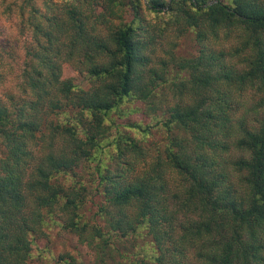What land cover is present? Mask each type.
I'll return each instance as SVG.
<instances>
[{
    "label": "trees",
    "instance_id": "obj_1",
    "mask_svg": "<svg viewBox=\"0 0 264 264\" xmlns=\"http://www.w3.org/2000/svg\"><path fill=\"white\" fill-rule=\"evenodd\" d=\"M100 2L103 12L95 8ZM45 5L42 11L23 0L4 9L17 14L31 42L19 96L0 98V264H32L34 237L56 216L62 229L94 244L99 264L113 261L114 237L132 235L150 239L137 264H264V116L247 126L239 115L244 93L264 95V0ZM142 7L155 20H144ZM169 28L194 32L201 48L177 62L187 73L180 83L188 101L167 106L159 121L169 144L139 169L142 148L113 115H127L137 101L152 106L166 68L164 61L160 72L151 67L156 36ZM231 38L237 45L227 51L209 48ZM64 64L77 65L90 85L64 78ZM4 80L0 70V85ZM233 151L239 156L230 159ZM97 154L111 160L94 166L107 232L80 222L86 189L59 182ZM58 264L82 263L61 256Z\"/></svg>",
    "mask_w": 264,
    "mask_h": 264
},
{
    "label": "rangeland",
    "instance_id": "obj_2",
    "mask_svg": "<svg viewBox=\"0 0 264 264\" xmlns=\"http://www.w3.org/2000/svg\"><path fill=\"white\" fill-rule=\"evenodd\" d=\"M21 3L23 0H0V70L5 75L4 82L0 85V98L6 94L19 96L18 84L20 75L27 62V47L30 44L29 33L22 35L19 29V21L16 13L9 17L4 12L6 4L13 2ZM42 11L45 10V4H63L64 0H32ZM102 2L95 6L97 12H103ZM58 7V6H57ZM142 18L144 20H155L143 7ZM122 13V21L129 22L132 19L131 11L125 6ZM111 18H107L110 20ZM121 20L114 19L112 24L117 25ZM161 21V19H158ZM155 23V21H152ZM108 24V23H107ZM102 34L106 33V26ZM149 31L152 32L150 28ZM104 36V35H103ZM156 50L151 67L158 72L163 70L161 61L166 63L165 73L162 81H159V87L155 90V96L152 99V106L148 103L137 101L131 104L127 115L119 117L113 115L116 127L126 132L129 136L135 138L142 148L141 159H139L138 168H142L145 162H149L156 156L163 155L166 145L169 144L171 133L166 131L160 120H165L167 106H172L182 100L188 101L184 86L180 83L187 76L185 70H180L178 63L180 60H189L199 55L200 46L196 41L195 34L192 31L179 32L176 28H169L163 37H157ZM236 38L229 41L219 40L211 42L209 48L212 50H229L236 46ZM63 77L71 78L77 85L87 88L90 85L88 76L85 72L79 70L77 65L63 66ZM158 84V81L156 82ZM262 93L255 90H248L241 98L243 107L239 115H244L247 126L255 125L259 118L264 116V107H260L263 98ZM186 97V98H185ZM128 107V104H126ZM53 119V116H52ZM63 116L54 117V121L62 120ZM128 124H139L143 129L147 128V133L141 129L129 128ZM115 132V127L110 129V133ZM176 131L172 132L175 135ZM114 135V134H113ZM239 152L233 151L230 159L237 158ZM99 158L110 162L109 155L95 156V159L83 161L79 167L74 169L73 173L62 174L59 176V182L65 188L84 187L85 196L84 205L78 211L80 222H86L89 226L98 225L103 232H107L105 222L98 215V207L104 202L97 192L96 175L94 166ZM59 217H54L48 221L43 229V233L35 236V242L32 245V264H58L59 258L71 257L76 262L82 264H99L97 262L96 250L94 244L89 245L81 240L75 233L64 230L58 224ZM116 252H113V261L107 260V264H137L140 260V248L149 247L150 239L148 237L130 236L126 239L115 238ZM95 243V242H94ZM146 244V245H145Z\"/></svg>",
    "mask_w": 264,
    "mask_h": 264
}]
</instances>
